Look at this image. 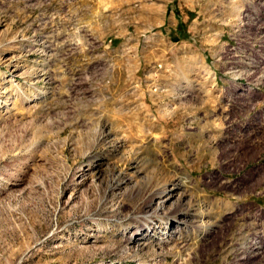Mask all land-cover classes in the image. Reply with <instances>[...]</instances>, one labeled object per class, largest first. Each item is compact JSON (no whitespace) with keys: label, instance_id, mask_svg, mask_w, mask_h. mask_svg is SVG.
<instances>
[{"label":"rangeland","instance_id":"374dc122","mask_svg":"<svg viewBox=\"0 0 264 264\" xmlns=\"http://www.w3.org/2000/svg\"><path fill=\"white\" fill-rule=\"evenodd\" d=\"M0 264H264V0H0Z\"/></svg>","mask_w":264,"mask_h":264},{"label":"bare ground","instance_id":"6f19581e","mask_svg":"<svg viewBox=\"0 0 264 264\" xmlns=\"http://www.w3.org/2000/svg\"><path fill=\"white\" fill-rule=\"evenodd\" d=\"M164 193H165V192H164ZM167 198H168V197H165V199H164V200L162 199V200H163L162 202H164V201H165ZM158 201H159V200H158ZM162 202H161V203H162ZM160 205H161V204H160ZM159 207H161V206H159ZM159 207H158V208H159ZM156 208H157V207H156ZM157 210H158V209H157ZM147 230H149V231H150V227H147Z\"/></svg>","mask_w":264,"mask_h":264}]
</instances>
